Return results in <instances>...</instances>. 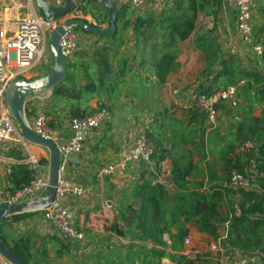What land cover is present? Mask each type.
<instances>
[{
    "label": "crops",
    "instance_id": "obj_1",
    "mask_svg": "<svg viewBox=\"0 0 264 264\" xmlns=\"http://www.w3.org/2000/svg\"><path fill=\"white\" fill-rule=\"evenodd\" d=\"M29 1L33 5V0ZM83 1L76 0L74 6L80 10L79 18L91 23L92 15L82 10L85 4ZM114 1L117 2L120 13L116 35H121L122 30H126V35L129 36L135 33V46H125L126 43L124 46H100L110 38H101L75 26L79 46L67 58V82L70 81L72 86L92 82L97 85V90L92 95L73 102L78 104V110L92 113L105 106L112 114V118L102 126L83 133V151L73 155L74 161H67L63 171L65 179L85 188L83 195L68 198L74 214V224L85 237L77 240L61 234L44 220L41 212L27 213L17 219L13 216L6 217L1 223V233L10 248L27 257L28 264H143L148 254L152 262H159L160 252L165 253L161 264H181L175 259L176 254H187L190 258L201 255L202 258H212L217 264H224L211 250V245L215 242L227 245L229 234L221 235L220 230L229 221L220 226L218 238L200 231L197 222L187 223V235L195 239L204 237L210 243L209 247L207 245L202 248L206 242L195 244L192 238L190 244L184 241L182 250L172 249V233H176L177 229L171 225V221L179 218L180 223L184 220L179 213L173 212L178 205L175 196L184 194V191L174 184L171 171L175 160L187 163L192 170L186 177L188 184L207 192L214 184L228 185L223 160L226 151L227 156L233 158L238 165H246L244 160L239 162L243 157L238 156L240 154L236 147L229 142L226 145V140L218 138L210 130L214 128L223 131L231 119L234 126L232 136L246 137L253 134V118L264 117V82L258 85L252 83L259 73L264 76V0H255L253 5V44L263 47L262 54L252 48L253 44L240 40L236 31L235 8L225 4L223 0H215L221 3V6H216L221 12L217 16L201 17L199 10L196 26L190 36L185 41L174 44L171 43L168 27L178 19L172 12L180 13L181 2H184L186 12L183 16L186 19L194 13L190 9L191 0H150L134 12L135 21L127 12L130 6L126 0ZM93 3L96 7H101L102 15L109 10L99 0H93ZM24 8L23 0H0V18L21 19L38 12L36 7H31V13L28 14ZM39 13L43 14L41 11ZM71 17L72 12L61 16L62 21ZM204 17L206 22L202 21ZM157 25L161 27L163 36L158 43L161 46H148L138 29L141 30V26H144V32L146 29H155ZM209 46H214L213 54L207 48ZM215 46H221L232 54V69L225 71L227 77L223 78L220 69L214 74L216 58L219 55L221 59L222 56L221 50L218 52ZM48 47L49 43L46 50ZM165 53L175 56L174 69L166 82H161L156 62ZM235 57L239 62L236 65L238 67H234ZM235 78L236 81H231ZM230 84L238 86V106L221 104L217 122H209L195 105L197 95L200 92H214ZM194 92L197 93L192 95ZM57 95L53 93L31 99L26 105V113L32 123L39 114H44L42 109L48 111V116L44 115L48 121L52 120L51 128L58 137V143L63 144L73 134L72 119L59 124ZM178 124L189 127L191 134L182 136L183 130H177ZM145 130L159 143L156 148V144L148 136L154 144L152 162L136 161L130 163L125 171L101 174V168L128 150L140 132ZM252 143L255 146V142ZM29 144L32 152L40 158L39 174L49 176L50 151L45 146L31 142ZM25 157V148L16 139L0 145V207L27 180L24 176L30 174L32 177V170ZM255 159L256 157L252 158L248 162L249 166L244 169L246 174L253 175L248 176L253 183L256 179L257 188L251 189L262 193L264 187L257 179H264V173L256 168ZM250 163H254L255 171L251 168L249 172ZM9 168L12 169L11 173L8 172ZM211 178L212 182L209 181ZM145 184L153 187L159 184L165 191L160 190L157 194L160 206H151L150 211L141 217L144 203L141 187ZM226 199L225 197L221 211L227 216L230 213L227 205H230ZM118 206H122V219L117 223L124 228L131 225L134 228L133 237L128 231L121 237L112 232L111 212L114 210L117 213ZM144 222L152 224L156 231L151 234L148 232L149 236H142V230L138 233L135 227L144 226ZM166 225L170 227L169 230L165 229L162 235L157 233ZM0 264L12 263L0 253Z\"/></svg>",
    "mask_w": 264,
    "mask_h": 264
},
{
    "label": "built area",
    "instance_id": "obj_2",
    "mask_svg": "<svg viewBox=\"0 0 264 264\" xmlns=\"http://www.w3.org/2000/svg\"><path fill=\"white\" fill-rule=\"evenodd\" d=\"M53 6H63L66 0H46ZM129 6L140 8L150 0H126ZM225 4L233 6L236 13V31L240 39L246 44H253L254 24L253 5L255 0H223ZM72 18H79L80 10L74 6ZM68 20V19H66ZM65 21V20H64ZM61 16L47 17L39 12H33L21 19L0 18V145L16 139L23 144L26 151V163L32 170L31 180L18 188L5 204L14 205L27 200H32L44 194L51 185L50 175L39 174L40 158L30 149V142L25 139L23 131L15 120L9 105L6 102V89L10 82L27 74L37 67L46 53L48 33L61 24ZM75 26L69 27L62 35L60 47L68 58L78 48L79 41L75 33ZM252 48L258 53H263V47L253 44ZM238 86L227 85L214 92H200L196 97V107L206 115L211 123H216L219 117V106L228 103L232 107L238 106ZM112 118L108 107H101L97 111L75 116L71 120L72 136L63 144L58 143V137L53 132L47 116L39 114L31 123L36 133L44 138L53 139L63 154L62 177L51 206L40 211L44 220L49 222L58 232L67 237L83 240L85 235L76 228L74 214L68 202L70 196H81L85 188L73 184L63 177V171L67 159L83 151V133L93 130L105 124ZM247 150L255 146L251 141L244 145ZM154 144L145 131L140 132L135 143L125 152L101 168V174H114L125 171L128 165L136 161L152 162ZM8 172H12L9 168ZM252 181L238 170H233L230 185L236 189H250ZM236 213H240L239 206H235ZM185 243H191V237H185ZM211 250L224 264H264V251L248 253L235 247L223 246L220 242L211 245Z\"/></svg>",
    "mask_w": 264,
    "mask_h": 264
},
{
    "label": "trees",
    "instance_id": "obj_3",
    "mask_svg": "<svg viewBox=\"0 0 264 264\" xmlns=\"http://www.w3.org/2000/svg\"><path fill=\"white\" fill-rule=\"evenodd\" d=\"M203 7H204V0H191L190 9H193L194 13L190 16L188 15L186 19L184 16V19L182 21L174 20L170 23L168 29H169V33H171L170 35V38L172 39L171 43L174 44V43L183 42L190 36V34L192 33V31L196 26L195 21L197 14L199 10L203 9ZM119 14L120 13L118 11V20H119ZM87 32L91 33L89 31ZM174 60H175V56L173 54L165 53L156 62V68L158 70L157 74L161 82H166L168 75H170V73L173 71ZM262 82H264V76L259 73L256 76V78H254V81L252 83L253 85L254 84L258 85ZM63 84L64 83H62L59 87L56 88L54 94L66 95L70 93L79 99L82 95L81 92L83 90H86L91 93L97 90V85L94 82L85 85L83 88H69V87L66 88L63 86ZM207 92L209 93V91ZM262 93L264 94V90L262 91ZM253 122L255 123L254 125L255 128L253 127L252 132L257 137L258 142L255 141V147L248 151H255L256 148H258V155L256 156L255 159L256 168L259 171H261V173H264V117L263 118L255 117L253 118ZM227 153L228 151H226V154H224L223 160H224V170L227 172L225 179H227L228 185L222 184V186H220L217 184L218 186H216L214 184L207 192L192 188L188 184V180L186 177L187 175L191 174L192 170L189 168L187 163L179 160L174 161L173 168L171 171L172 180L177 188L184 191V194H177L175 196L178 205L175 211L173 212L175 214L179 213L182 217H184V220L181 221L180 223H178L179 218L178 220L171 221V225L175 226L177 229L176 233H172V237H174L172 243V249L174 250L183 249L184 238L188 234V228L185 225L187 223L197 222L200 231L205 232L214 238H218L220 226L223 223L229 221V237L227 239L228 241L227 245L234 247L236 246L242 249H244L243 247L253 246L255 248L264 250V239L262 238H257L256 240H251L249 238L250 243L246 242L244 243V246L242 244L237 243L232 238V231L236 230L237 227L244 225L246 223H249L251 225L252 232H255V230H260V228H264V192L260 193L251 188L236 189L230 185V179L233 170L236 169L247 177L248 175L244 173L245 172L244 168L246 167V165L243 166L238 165V163L235 162L233 158L227 156ZM24 178H26L27 180L23 182L22 185L19 186V188L31 180L30 174L24 176ZM250 180L252 181L251 178ZM209 181L212 182L213 178H211ZM257 181L264 187L263 178H258ZM141 189L143 191L141 194L144 203L140 215L141 217H144L145 214H147L150 211L149 208L151 206L153 207L160 206L159 199H157V194L160 190L165 191V188L159 184H157L154 187L151 184H145L141 187ZM236 194L240 195V203L238 204L240 208V213L237 214L235 206H233L230 209V213L227 216L223 215L221 211V207L223 205V201L225 200V197L227 198L226 202H228L230 205L233 196H235ZM27 213H33V212L15 214L13 215V217L17 219L26 216ZM144 224H146V222H144ZM105 225L106 224H104V226ZM113 227L116 228V230L118 229L116 223L114 222L112 224V228ZM1 228L2 227L0 225V236L4 241V243L6 244L5 237L1 233ZM165 229L169 230L170 227L166 225L164 228H162V231H159L157 233L159 234L163 233ZM133 230L134 228L128 224L126 228L122 227V235L125 236L126 232L128 231V234L130 233V235L133 237L134 234ZM148 232L147 231L145 232L146 233L145 236H149ZM12 250L25 262H28L27 257L22 252L19 253L15 249ZM244 250L248 251L247 249ZM151 251H153L154 253V250ZM164 254L165 253L163 252H160L158 254L159 262H154V261L152 262L149 259V254H148L145 256L143 260V264H161V258ZM176 255L177 257L175 259H177L178 262L181 264H197L198 261L203 259L201 258L200 255H198L196 258H190L187 254H176Z\"/></svg>",
    "mask_w": 264,
    "mask_h": 264
},
{
    "label": "rangeland",
    "instance_id": "obj_4",
    "mask_svg": "<svg viewBox=\"0 0 264 264\" xmlns=\"http://www.w3.org/2000/svg\"><path fill=\"white\" fill-rule=\"evenodd\" d=\"M23 1L25 3L24 10L27 11L28 14L31 13V10H30L31 7H36L37 8L35 0H33V2H32L34 6L29 3L30 2L29 0H23ZM83 2H85V4H84V6H82V10L86 11L87 12L86 14L90 13L92 15V19H93V20H91L92 24L95 21V23H94L95 25L102 26L104 28L109 27L108 25L110 24V19H111V14H110L109 10L105 14L102 15V13H100V8L101 7H96L97 5H94L93 0H84ZM29 6H31V7H29ZM216 6H221V3L220 2L218 3V1H215V0H210V1L204 0V7H203V9L200 10L201 14H199V15L201 17L202 16L206 17V16H210V15H212V16L216 15L217 16L221 12L219 10H217ZM185 7H186V4H184V2H181L180 13H178L177 11L172 12V14H174L175 18H177L179 20V18L182 16V18H180V21H182L184 19L183 14H185V12H186ZM140 9H141V7L140 8H133L131 6L129 7V10L127 12L130 14L129 16H132V18H133L132 20L135 21V17H133L134 16V12H136L137 10H140ZM145 10H147V9H145ZM176 10H178L177 6H176ZM40 11L41 10L38 9V12H40ZM206 14H208V15H206ZM205 17L202 19L203 22H206V20H207ZM130 21H131V19H130ZM143 28H144V26H141V30L138 29V33L147 42V45L148 46H161V45L158 44L159 42L162 41V37H163L162 36L161 27L159 25H157L156 28L153 29V30L152 29L151 30L146 29L144 31V32H146L148 30V32H146V33L143 32ZM122 31H123V33L121 35H119L118 37L115 36L113 38H110L107 43H103L100 46H124L125 43H126L125 46H135V39H136L135 33L134 34H130V36H129V35H126V30H122ZM227 36H229V35L227 34ZM215 47L218 48V52L221 50L220 53H222V56H221V59H220L219 55L216 58V66L217 67L215 68L214 74L216 72H218V70L220 69L219 71H220V73H223L222 74L223 78L227 77L226 74H225V71L227 69H230V68L232 69V67H231V61H232L231 56H232V54H231L230 51H228L225 48H222L221 46H215ZM220 47H221V49H220ZM207 48H209V50L211 49V52L213 54L214 46H212V47L209 46ZM235 58L236 59L234 61V67H238L236 65L239 64V62H238L237 57H235ZM53 64H54V56H53V53L50 50V46H49L47 48V50H46L45 57L43 58L41 63L37 67L33 68L27 74L26 78H29V79L30 78H35V77H38V76L48 72L52 68ZM196 70H198V68H196ZM231 81H236V78L232 79ZM63 83H64L63 86L66 87V88H68V86H70L72 84L70 81L67 82V78L65 79V81ZM85 85H87V84H84V85L75 84V86L71 85L70 88H83ZM115 87H118V85H116ZM257 91H259V89H257ZM81 93H82V95H81L80 98H83V99L86 98L87 96H90V95L93 94V93L88 92L86 90H83ZM195 93H197V92H194L192 95H195ZM57 98H59V100H57V102H56V111L59 113L58 117L60 119L59 124H61V122L64 121V120L65 121H70L73 117H75L77 115H82L84 113L89 112L88 110H84L83 112H81L82 110L81 111L78 110L79 109L78 108V104H74L73 103V102H76V100H78V98H76L74 95H72L70 93H68L66 95L65 94L64 95L58 94ZM86 103H88V102L86 101ZM41 109L42 108L40 107V110ZM41 112H43L44 114H46L48 116V111L42 109ZM27 118L29 119V116H27ZM230 120H228L227 126H224V130H223L224 132L221 131L220 129H214V128L212 130H210V132L213 131L214 134H216V136L218 138H223L224 140H226V142H225L226 145L231 143V145L234 146V148L236 147L239 150L238 152L240 154L238 156H242L243 157V159H240L239 162L241 163V161L244 160L246 166H249L248 162L251 160V158H254V157H256L258 155V148H257L256 151H248V150L244 149V143L246 141H251V142L252 141H254V142L256 141V142H258L257 137L254 134L248 135L246 137H243V136L234 137V136H232L231 131L234 130V126L232 125ZM49 123H50V125L52 127L53 126V122H52L51 119H49ZM183 127H184L183 124H178L177 128H179V129H177V130H183L182 131L183 132L182 136L190 135L191 132L188 131V129H190V128L187 127V126H185L184 128ZM145 131H147V130H145ZM147 132H148V136L152 138V139L151 138L150 139L154 142V144H156V148H157V144H159L157 139L149 131H147ZM230 133H231V135H230ZM242 147H243L244 150L242 149ZM253 164L254 163H250L249 172H251V168H252L253 171H255V167L253 166ZM244 173H246V172H244ZM252 173L254 174V172H252ZM249 174H247V175L251 177V175H249ZM255 182H256V179H255ZM255 182L254 183L252 182V184H250V188H257ZM239 203H240V195L236 194L235 196H233L232 202L230 203V206L227 205V207H229L231 209L233 206H238ZM111 213H112V217L110 218V223L111 222H112V224H113V222L116 223L117 228H118L116 230V228L113 227L112 228V232H114V234L119 235L121 237L122 236V224H118L119 223L118 220L122 219V206H118L117 213H114V210H112ZM228 224H229V222L227 224H225V225L223 224V226H222V228L220 230V234L221 235H224L225 233L229 234V225ZM151 225L152 224L146 223V224H144V226H139L138 225L137 227H135V229L138 231V233H140V231L142 230L141 235L145 236L146 235V233H145L146 231L147 232L149 231L150 234L152 232L156 231L155 228L153 227V225L152 226ZM161 235H162V233H161ZM192 238H193V236H192ZM232 238L237 243L242 244L244 246V243H246V242L250 243L249 238L251 240H256L257 238L264 239V228H260V230H255V232H252L251 225L249 223H246L244 225H241V226L237 227L236 230L232 231ZM193 240H195V244H199V245H201L202 242L203 243L206 242L204 237L202 238L201 236H200L199 239L193 238ZM209 244H210L209 242L208 243L206 242L205 245H202L203 246L202 248H206L207 245L209 247ZM226 246H230V245H226ZM230 247H234V246H230ZM202 248H200V249L202 250ZM235 248H238V249L243 250V251L248 252V253H254V252H257V251L261 250L259 248H255L253 246L252 247H243L244 249H247L248 251H246V250H244L242 248L236 247V246H235ZM261 251H264V250H261ZM201 258H202V256H201ZM197 264H217V262L215 260H212V258L211 259L203 258L200 261H198Z\"/></svg>",
    "mask_w": 264,
    "mask_h": 264
},
{
    "label": "water",
    "instance_id": "obj_5",
    "mask_svg": "<svg viewBox=\"0 0 264 264\" xmlns=\"http://www.w3.org/2000/svg\"><path fill=\"white\" fill-rule=\"evenodd\" d=\"M75 1L76 0H66L63 6L56 7L49 4L46 0H36V6L47 17H52L53 14L57 16H66L72 11ZM99 1L110 11L111 22L109 27L104 28L102 26L91 24L82 18H72L63 21L48 33V43L54 56V64L52 68L48 72L35 78L29 79L21 77L13 80L6 89V102L9 105L15 120L22 129L25 139L31 143L45 146L50 151L51 185L44 194L32 200H27L14 205L3 204L0 207V225L8 216L25 212H40L51 206L55 199L60 179L62 177L61 167L63 154L53 139L44 138L34 131L26 115V105L28 101L33 98L53 94L56 88L67 78L68 60L61 50L60 40L69 27L77 26L101 37L112 38L116 36L118 31L117 2L114 0ZM65 158L68 161H74L73 155L65 156ZM0 253L12 264H28L20 258L12 248L4 243L1 236Z\"/></svg>",
    "mask_w": 264,
    "mask_h": 264
}]
</instances>
